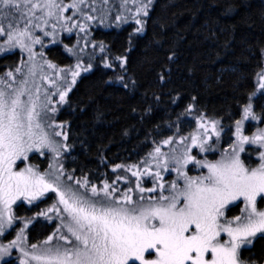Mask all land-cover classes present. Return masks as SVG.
I'll return each instance as SVG.
<instances>
[{"label":"trees","instance_id":"16d2710c","mask_svg":"<svg viewBox=\"0 0 264 264\" xmlns=\"http://www.w3.org/2000/svg\"><path fill=\"white\" fill-rule=\"evenodd\" d=\"M131 30L130 24L94 30L106 62L79 76L58 114L69 148L65 168L96 184L112 181L115 166L138 161L198 116L219 119L227 140L264 66V0H155L143 32ZM47 55L62 64L72 60L59 44ZM19 58V50L1 55L0 71ZM253 105L264 123V92L255 93ZM30 160L44 168L48 158L35 152ZM49 201L19 203L14 211L31 216ZM50 229V223L35 221L28 234L43 239ZM249 248L245 258L264 259V238Z\"/></svg>","mask_w":264,"mask_h":264},{"label":"snow or ice","instance_id":"6c2138e0","mask_svg":"<svg viewBox=\"0 0 264 264\" xmlns=\"http://www.w3.org/2000/svg\"><path fill=\"white\" fill-rule=\"evenodd\" d=\"M85 2L74 0L71 7L79 9ZM147 7L145 4L143 9L137 11H143L147 16ZM0 8L26 9L23 14L31 13L32 16L38 8L47 10L49 16L53 15V9L63 10L55 0H44L43 4L32 0H23V3L20 0H0ZM87 19L92 17L88 16ZM136 22L141 23L139 19ZM28 24H31V18L26 21L23 31H8V40L12 41L16 35L32 39ZM9 27L11 29L12 26ZM80 29L84 31L82 25ZM4 32L5 29L0 27V33ZM33 42L40 43V40L36 38ZM16 43L22 48L27 47L22 39H16ZM48 66L54 67L51 64ZM71 74L74 83L79 73L73 71ZM7 75L12 76V73ZM260 88L264 89V83L260 84ZM36 92L39 93V88ZM23 94V88L11 94L0 91V206L3 208L0 211V233L7 225H11V206L17 200L24 198L31 203L52 191L59 196V204L63 205L62 211L67 214L69 222H65L60 215L61 209L55 205L48 212L60 215L62 226L67 227L74 237V240H70L67 235L59 237L70 247L57 244L31 254L24 252L25 257L30 255L37 264H252L251 257L245 258L243 251H250L249 246L253 245L255 239L264 238V210L257 208V198L264 201V151L260 152V163L255 168L246 167L240 153L245 151V144L264 148V130L250 139L241 134V121H237V145L233 146L230 154H225L215 163L199 161L187 151L182 157H174L177 167L172 170L178 173L177 181L183 180V186L173 181L167 190L168 195L164 194L163 183L148 189L137 184L140 193L159 189L160 195L148 197L147 200L141 195L133 200L130 194L132 189H128L121 197L115 198L113 194L116 189L105 183L103 198L91 200L72 192L70 186L61 190L62 172L51 174L50 181L32 166L15 170L17 161H27L28 153L33 150L43 154L42 150L47 149L59 156L60 148L64 147L54 141L40 123L37 108L44 106L37 104L39 97L33 99L30 95L25 103L20 99ZM66 95V92L60 93V100L64 101ZM249 117L257 119L251 103L244 108V118ZM201 127L207 134V127L203 124ZM211 127L214 134L219 136L215 122H212ZM55 135L60 136L61 133L56 132ZM64 138L67 139V136ZM206 143V140H200L197 136L192 137V144L199 146L201 151L211 150L205 148ZM156 152H160L159 147ZM192 163L207 168L208 174L188 176L183 169ZM168 170L165 163L164 171ZM148 174L154 175L157 180L163 179L160 172ZM132 175L137 176L138 173L132 172ZM67 179L74 178L68 176ZM76 183L84 186L88 181L85 178ZM91 192L99 196L97 187L92 186ZM241 198L244 202L243 214L234 219L226 218L229 206ZM222 234L227 235L226 240ZM52 240L53 236H49L45 244ZM32 248L37 249V245L33 244ZM21 264H27V261H21Z\"/></svg>","mask_w":264,"mask_h":264},{"label":"rangeland","instance_id":"374dc122","mask_svg":"<svg viewBox=\"0 0 264 264\" xmlns=\"http://www.w3.org/2000/svg\"><path fill=\"white\" fill-rule=\"evenodd\" d=\"M155 0H86L84 4H81L78 8L71 7L74 0H55L56 3L62 6L63 10L53 9V15H47V10L41 11V9L35 10V15L31 13L24 15L26 9L17 10L0 8V27L5 29L4 33H0V56L6 53L19 50L20 58L17 65L13 67H7L0 71V91L11 94L18 88L24 89V94L20 97L21 101L27 103L29 96L37 100L38 105L44 107H38L37 111L40 112L38 117L44 130L49 133L50 137L64 147L60 148L59 156L47 149L42 150L43 154L33 150L28 153L29 159L27 161H17L18 167L15 170L32 166L34 170L40 175L45 176L46 180L52 179L51 174L61 173L60 175V188L66 190L67 187H71L72 192L78 195L85 196L91 200L103 198V185L108 183L111 187L116 189L113 194L115 198L122 196L128 189H132L130 193L133 200H137L141 195L147 200L148 197H158L160 190L156 192L140 193L137 184L145 189L152 188L158 183L164 184V194L168 195V188L173 181H177L178 173L172 169L177 167L174 162V157H182L187 151L189 155H193L199 161H208L215 163L220 160L225 154L232 152L233 146L237 145L236 128L237 121H241V134L248 136L250 139L256 135L259 131L264 130V123L261 122L259 113L254 109L253 98L255 93L264 92V89L260 88V84L264 83V66L260 69L255 91L242 107L240 116L234 121L230 137H226L224 130L220 124L219 119L210 117L208 115L198 116L193 124L185 132H180L177 128L167 137H164L153 144V147L148 154L140 158L136 162L118 164L115 166V175L113 180L105 181L100 184L90 182L85 176H75L68 171L64 166V154L69 150L64 140L66 135V125L58 120V114L63 106L67 102V96L79 76L83 73L90 71L97 63L106 62V53L104 52V45L102 42L96 40L93 37L94 30L101 28L108 30L111 28L121 29L126 25H132L131 33H141L145 27L146 17L143 11L138 12V9H143L145 4L148 5L147 12L149 13L151 6ZM23 3V0H20ZM34 3L43 4L44 0H32ZM91 16L92 19H87ZM31 18V24H28V31L31 34L32 39L27 36L20 37L18 35L12 41L8 40V31L16 32L17 30L23 31L26 25V21ZM137 19L141 23H137ZM12 26L11 29L9 26ZM38 25V26H37ZM84 27V31H81L80 26ZM139 29H142L139 30ZM39 38L40 43H34L33 40ZM16 39H22L27 47H21L16 43ZM61 45V49L66 51L72 59L68 63H59L55 58H49L47 55V49L51 45ZM31 49V52L29 51ZM57 57H63L58 51L53 52ZM51 64L54 67H49ZM79 64V68H77ZM19 69V71H17ZM31 69V72H30ZM77 71L79 75L75 77L73 83L72 72ZM11 72L12 76L7 74ZM26 82V83H25ZM39 88V93L36 89ZM66 92L64 101L60 100V93ZM252 104V111L257 117L253 120L250 117L244 118V108L249 104ZM55 109V111H53ZM212 122L216 123V131L219 132V136H216L212 130ZM201 124L207 127L208 132L205 134L204 128ZM60 132V136H56L55 133ZM197 136L200 140H206L205 148H210V151H201L199 146L192 144V137ZM209 137H211L209 139ZM168 141V143H165ZM160 148V152L157 153L156 149ZM245 151L240 153L241 160L245 163L246 167H258L260 163V152L264 151L259 145L245 144ZM38 153L41 157L44 155L48 158L47 164L44 168L40 167L39 163H33L30 160V155ZM165 163H167L168 171H164ZM62 165V169H61ZM119 166V167H118ZM190 177H198L201 175H207L208 170L201 165L192 163L188 164L183 169ZM132 172H137V176H133ZM160 172L162 180H157L154 175ZM72 176L73 180H68L67 177ZM87 179V185L81 186L76 181H83ZM180 186H183V180L177 181ZM97 187L99 196L91 192V187ZM71 195V193H66ZM49 197L50 201L43 205L31 216H22L15 214L14 207L23 202L27 205L36 203L43 197ZM239 205L238 211L234 214L225 213L226 218L234 219L236 216H240L244 212V202L241 200L235 202ZM56 206L61 209V214L64 217L65 222H69L66 213H63V205L59 204V196L52 191L46 192L43 196L38 197L31 203L21 198L17 200L12 206L13 221L11 225H7L3 232L0 233V264L3 260H10L13 264H21V261H27V264H37L36 261L31 259V256H24V252L32 253L39 251L46 247H54L57 244L70 247L65 241L60 240L61 235H67L70 240H74L71 233L68 232L67 227L62 226V220L60 215L56 212H48V209ZM0 211H3L0 206ZM41 213H47V215H41ZM35 221H45L51 224L50 233L43 239L32 240L28 234V229L33 226ZM59 229V232H57ZM55 234V235H54ZM7 235V238L5 236ZM49 236H53V240L48 244L45 241ZM223 239H227L226 234H222ZM16 243L13 244L12 242ZM37 245V249H33L32 245ZM7 248L5 252L4 249ZM254 264V263H252ZM264 264V263H263Z\"/></svg>","mask_w":264,"mask_h":264},{"label":"flooded vegetation","instance_id":"af4514ba","mask_svg":"<svg viewBox=\"0 0 264 264\" xmlns=\"http://www.w3.org/2000/svg\"><path fill=\"white\" fill-rule=\"evenodd\" d=\"M43 198H48V196L47 197H43ZM43 198H41V199H43ZM41 199H39L38 201H40ZM257 199H258V205H257L258 210H264V201H261L259 197ZM38 201H36V202H38ZM21 203H23V202H21ZM229 208L230 209L234 208L236 210L235 212H237L238 208H239V205H238V203L234 204V205H230ZM226 212H228V211H226ZM255 241H256V239L254 240L253 244H255ZM251 246H249V247H251ZM252 263H254V264H263L264 263V259L262 261H260V262L252 261Z\"/></svg>","mask_w":264,"mask_h":264}]
</instances>
